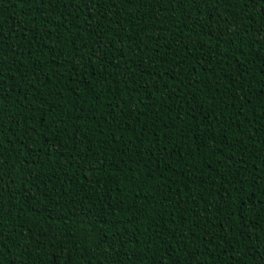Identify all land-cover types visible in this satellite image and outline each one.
<instances>
[{"label":"trees","instance_id":"16d2710c","mask_svg":"<svg viewBox=\"0 0 264 264\" xmlns=\"http://www.w3.org/2000/svg\"><path fill=\"white\" fill-rule=\"evenodd\" d=\"M0 264H264V0H0Z\"/></svg>","mask_w":264,"mask_h":264}]
</instances>
